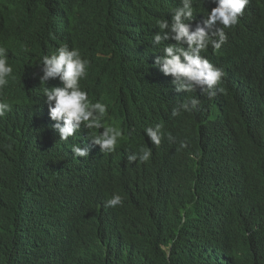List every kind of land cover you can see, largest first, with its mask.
<instances>
[{
  "label": "trees",
  "instance_id": "obj_1",
  "mask_svg": "<svg viewBox=\"0 0 264 264\" xmlns=\"http://www.w3.org/2000/svg\"><path fill=\"white\" fill-rule=\"evenodd\" d=\"M179 2L0 0V42L17 71L5 90L14 109L0 117V264H264V4L252 0L221 49L205 53L224 72L210 99L199 86L177 91L154 63L164 56L156 23L171 22ZM215 6L194 0V17ZM64 45L88 61L82 88L122 118L129 140L114 182L77 165L84 185L68 174L60 184L80 142L56 138L45 94L25 83ZM193 95L197 109L172 116L169 104ZM179 122L159 146L144 131ZM148 148L149 161H128ZM111 193L124 203L103 209Z\"/></svg>",
  "mask_w": 264,
  "mask_h": 264
},
{
  "label": "clouds",
  "instance_id": "obj_2",
  "mask_svg": "<svg viewBox=\"0 0 264 264\" xmlns=\"http://www.w3.org/2000/svg\"><path fill=\"white\" fill-rule=\"evenodd\" d=\"M264 4V0H259ZM202 2V0H201ZM252 5V0H216V6L198 17H194V0H180L179 5L171 10V22L162 18L157 21L158 32L152 37L153 42L162 46L164 56L157 57L154 61L164 75L173 77L172 83L177 91L196 93L199 86L202 92H206L208 98L216 96L220 90L224 72L211 63L205 53H211L221 49L227 42L229 31L238 24L244 14L245 8ZM264 30L263 23L260 26ZM163 33V36L160 34ZM171 38L174 44L162 45V40ZM264 39V33L261 35ZM88 61L76 47L70 49L67 45L61 46L51 55L44 54L33 65L32 76H40L42 82L49 78L59 77L62 87L43 88L46 95L49 115L57 121L54 125L58 132H54L60 141H68L76 138L80 144L72 146L75 158L87 160L94 156L90 143L85 135L76 132L81 124L90 130H95L92 140L98 144L103 153H112L116 150L122 130L106 126L104 118L107 114V105L95 100H89L88 93L82 89L80 81L87 75ZM17 76L15 65L8 61V49L0 42V117L6 112H12L14 105L5 90ZM25 70L22 71V75ZM214 89V91H212ZM199 99L193 95L173 109L172 116H179L181 112H191L197 109ZM63 121V123H59ZM50 129L52 123L48 122ZM103 128L102 132H98ZM147 138L154 145L159 146L164 136L163 125L156 124L144 129ZM170 140L172 137L169 135ZM151 149L142 150L139 153L128 155V161H149ZM60 184L62 180L60 177ZM61 191V187L59 189ZM124 197L120 193H111L102 198L100 205L103 209H116L123 205ZM62 208V207H61Z\"/></svg>",
  "mask_w": 264,
  "mask_h": 264
},
{
  "label": "water",
  "instance_id": "obj_3",
  "mask_svg": "<svg viewBox=\"0 0 264 264\" xmlns=\"http://www.w3.org/2000/svg\"><path fill=\"white\" fill-rule=\"evenodd\" d=\"M87 68H88V66H87ZM42 75L33 76V77L29 78V80H27L25 85H27L29 91L32 90V92H34L33 90H35V91H38V92L44 94L43 88H45V87L49 88V89H51L53 87H62L61 86L62 81H60L58 76L55 77V78H49L47 81L42 82L40 80V77ZM34 78L37 79L35 83H33V79ZM81 81H80V84H81ZM23 89L25 90V88H23ZM82 89H84V88H82ZM87 93H88L89 100L91 102L95 103L96 102L95 101L96 97L94 95L90 94L89 92H87ZM181 93H183V92L181 91ZM178 102L179 101H175V102H172V103L169 104V108H170L171 111H173V109H178L179 108L178 107ZM105 104L107 105V114H106V116L104 118V124L106 126H112V127L118 128L120 130H123V125H122V120H121L122 118H121L120 114L117 113L119 111L118 110H113V109H115L116 104H113V103H105ZM184 119H186V118H182L181 120H184ZM179 126H180V122L178 124L169 123L165 127L163 126L164 136L162 137L161 141L169 139L168 138L169 135L171 136L174 132H177L178 129H179ZM94 131L95 130H90V129L86 128L83 123L81 124L80 129H78L76 131L78 133H81V134L85 135V137L89 141L91 149L93 150L94 158H95V162H96L94 167L91 170H88L89 169L88 165L87 164H81L79 162V160L77 158H75V155L73 154V156L71 157V160H70V164L65 169V171L62 173V175H61L62 177L61 178H63V176L65 174H68V176L73 178V179L76 177V179L79 182V184L81 186H83L84 185V180L82 178L81 172L75 173V167L77 165H81L84 168L85 172H87L88 174L97 175L98 172L101 170L104 174L107 175V177L112 182H114L117 179V177L120 174V172L118 171V167L125 162L121 158V156H119V150L118 149H119V146L122 145V143L128 141L129 139L127 140L125 138V136L122 135V138L120 139L119 144H118V146H117V148H116V150L114 152H112V153H103L101 151L100 146L98 144H95L93 142V140H92V135L94 134ZM102 131H103V128L98 130V132H102ZM74 181H75V179H74ZM159 185H160V183H157L156 187H159ZM126 188H127V191H128L127 181H126ZM166 189H162V190L165 191ZM107 192L108 191H106V193Z\"/></svg>",
  "mask_w": 264,
  "mask_h": 264
},
{
  "label": "rangeland",
  "instance_id": "obj_4",
  "mask_svg": "<svg viewBox=\"0 0 264 264\" xmlns=\"http://www.w3.org/2000/svg\"><path fill=\"white\" fill-rule=\"evenodd\" d=\"M8 53H9L10 55H13V54H12V53H10L9 51H8ZM8 61H10V60H9V56H8Z\"/></svg>",
  "mask_w": 264,
  "mask_h": 264
}]
</instances>
